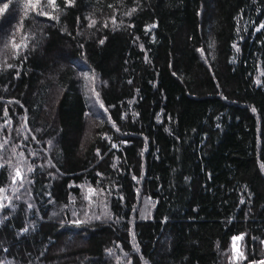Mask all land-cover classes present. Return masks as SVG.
<instances>
[{"label":"trees","instance_id":"16d2710c","mask_svg":"<svg viewBox=\"0 0 264 264\" xmlns=\"http://www.w3.org/2000/svg\"><path fill=\"white\" fill-rule=\"evenodd\" d=\"M0 150V264H264V0H0Z\"/></svg>","mask_w":264,"mask_h":264},{"label":"rangeland","instance_id":"374dc122","mask_svg":"<svg viewBox=\"0 0 264 264\" xmlns=\"http://www.w3.org/2000/svg\"><path fill=\"white\" fill-rule=\"evenodd\" d=\"M83 90L86 93L91 108L94 111H97L100 116L106 115L108 118V114L106 112V109L103 107L101 100H100V86H101V80L97 75H95L93 72H86L83 75ZM4 157V154L0 150V158ZM22 177V172H20V175L16 176V180L20 179ZM88 192L93 193L92 190H86ZM99 199V195H95ZM2 202H5L4 199L1 200ZM154 202L151 199L148 198H141L140 202L137 205V211L138 215L143 218H150L152 215V211L154 208ZM101 208L100 210H102ZM90 210L85 211V216H91ZM244 245H243V238H237L233 241L231 249L226 254V261L227 264H243L244 260ZM112 258L115 260V262L122 260L124 263L127 262V258L123 257L118 254H112ZM264 263V260L262 261Z\"/></svg>","mask_w":264,"mask_h":264}]
</instances>
